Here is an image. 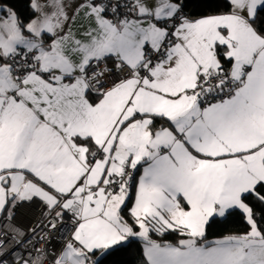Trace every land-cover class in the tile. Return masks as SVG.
<instances>
[{
	"label": "snow or ice",
	"instance_id": "6c2138e0",
	"mask_svg": "<svg viewBox=\"0 0 264 264\" xmlns=\"http://www.w3.org/2000/svg\"><path fill=\"white\" fill-rule=\"evenodd\" d=\"M212 2L30 0L27 22L0 6V214L39 201L33 234L70 228L47 264L137 240L146 264H264V0L186 11ZM236 212L249 230L207 241Z\"/></svg>",
	"mask_w": 264,
	"mask_h": 264
},
{
	"label": "built area",
	"instance_id": "2783aa9c",
	"mask_svg": "<svg viewBox=\"0 0 264 264\" xmlns=\"http://www.w3.org/2000/svg\"><path fill=\"white\" fill-rule=\"evenodd\" d=\"M114 59H109L106 64L100 65V69L112 67ZM115 73L106 74L103 81L111 85L115 80ZM136 173H134L135 177ZM46 211L43 206L36 201L35 203L24 202L18 204L13 210L11 218L8 214L2 215L0 219V262L3 264H23V260H32L38 250L47 254V260L58 253L67 239L70 238V228L57 225L56 230L49 231L47 228L38 230L35 234L31 232L38 222L45 220ZM51 217H49L50 219ZM69 216L65 217V225L69 223ZM45 237V239H40Z\"/></svg>",
	"mask_w": 264,
	"mask_h": 264
},
{
	"label": "trees",
	"instance_id": "16d2710c",
	"mask_svg": "<svg viewBox=\"0 0 264 264\" xmlns=\"http://www.w3.org/2000/svg\"><path fill=\"white\" fill-rule=\"evenodd\" d=\"M30 0H0V6L13 7L19 13L22 20L27 22L33 16V12L29 7ZM226 0H213L211 4H201L200 7H195V4L191 5L186 11L191 13L193 16H199L207 13L224 12L227 11ZM163 121L158 122L162 123ZM135 178L137 179L141 174V169L135 172ZM134 191V190H133ZM131 204H129V207ZM259 212L260 209L258 208ZM127 216V213L125 212ZM249 226L244 220V217L236 212L231 216L225 218L216 217L214 222L210 221V224L206 231L207 241H214L218 238H223L227 235H239L247 232ZM151 237L154 240L161 242L177 243L181 238L179 233L169 232L163 236L151 233ZM143 241L137 240L135 243L129 246H115V250H109L108 252L97 257L96 261L98 264H143L146 259L143 252Z\"/></svg>",
	"mask_w": 264,
	"mask_h": 264
},
{
	"label": "crops",
	"instance_id": "0c3cea01",
	"mask_svg": "<svg viewBox=\"0 0 264 264\" xmlns=\"http://www.w3.org/2000/svg\"><path fill=\"white\" fill-rule=\"evenodd\" d=\"M41 2H44V0H41ZM75 5H72V7H74ZM70 14H71V9H70ZM195 17V16H194ZM79 26V20H77V22H76V24L74 25V27H78ZM163 123V122H162ZM141 174H142V169H141ZM141 174H139V176L141 175ZM139 176H138V178L137 179H139ZM5 214H7V213H4V214H0V219H1V217H2V215H5ZM151 235V234H150ZM152 238V237H151ZM153 239V238H152ZM218 239H220V238H218ZM216 240V239H215ZM158 242H161V241H159V240H157ZM143 247H144V243H143ZM100 255H102V254H100V253H97V255L96 256H94L93 257V259L94 260H96L97 259V257H99ZM144 257H145V255H144ZM145 259H146V257H145ZM0 264H3V262H0ZM143 264H146V261H145V263H143Z\"/></svg>",
	"mask_w": 264,
	"mask_h": 264
},
{
	"label": "water",
	"instance_id": "95a60500",
	"mask_svg": "<svg viewBox=\"0 0 264 264\" xmlns=\"http://www.w3.org/2000/svg\"><path fill=\"white\" fill-rule=\"evenodd\" d=\"M182 239V238H181Z\"/></svg>",
	"mask_w": 264,
	"mask_h": 264
}]
</instances>
